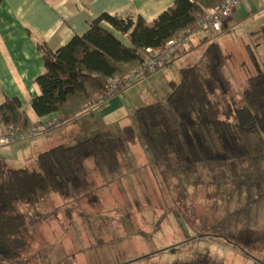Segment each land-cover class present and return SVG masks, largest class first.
Segmentation results:
<instances>
[{"label": "rangeland", "instance_id": "rangeland-1", "mask_svg": "<svg viewBox=\"0 0 264 264\" xmlns=\"http://www.w3.org/2000/svg\"><path fill=\"white\" fill-rule=\"evenodd\" d=\"M260 35L262 30L245 36L241 28L213 39L229 54L222 66L229 91L216 93L222 119L236 121L228 105L243 106L246 81L259 72L254 58L264 56ZM204 51L199 47L183 58L176 53L169 78L179 80L182 66L204 68ZM167 88H159L162 99ZM88 118L26 136L14 150L4 148L12 155L8 166L38 169L40 153L88 135V129L80 131L91 125ZM126 123L135 128V116ZM243 140L237 155L197 159L189 167L169 156L159 166L136 134L118 152V173L107 172L94 155L87 160L91 180L74 199L50 191L38 203L19 204L23 221L9 225V246L27 264H264V137L247 133ZM219 151L214 138L210 153Z\"/></svg>", "mask_w": 264, "mask_h": 264}, {"label": "trees", "instance_id": "trees-1", "mask_svg": "<svg viewBox=\"0 0 264 264\" xmlns=\"http://www.w3.org/2000/svg\"><path fill=\"white\" fill-rule=\"evenodd\" d=\"M221 2L175 0L151 24L138 14L101 13L85 33L73 36L54 51L45 43L38 44L45 70L36 77L40 93L30 105L38 118L45 119L43 130L69 122L91 106L101 104L106 100L108 80L127 76L138 67L147 48L163 49L170 40L181 41L180 34L195 31L205 11ZM261 36L264 37V28ZM203 56L204 68H180L179 80L171 82L167 97L136 110V127L124 126L122 135L98 131L71 145L49 148L37 156L36 170L11 168L0 157V264H27L9 246V225L17 228L23 221L17 211L19 204L38 203L50 191L61 198L74 199L85 189L89 177L86 161L94 155L107 172L118 173V152L124 151L136 134L159 166L173 156L187 167L197 159L237 155L247 133L264 137V71L247 79L243 106L228 105L236 119L230 122L219 117L216 105L217 90L229 91V82L222 73L229 54L211 41ZM0 123L25 137L38 132L35 129L40 124L31 122L20 101L13 97H5L0 103ZM214 138L220 151L210 153ZM93 199L95 195L90 200Z\"/></svg>", "mask_w": 264, "mask_h": 264}, {"label": "crops", "instance_id": "crops-1", "mask_svg": "<svg viewBox=\"0 0 264 264\" xmlns=\"http://www.w3.org/2000/svg\"><path fill=\"white\" fill-rule=\"evenodd\" d=\"M174 1L2 0L0 5V103L5 97L17 98L30 121L40 123L36 127L38 132L35 134L52 130H43L45 119L38 118L30 105L32 98L40 93L35 81L36 77L45 70L38 44L45 43L49 49L54 51L69 42L73 36L85 33L89 29V23L101 13L115 16L138 14L146 23L151 24L160 13L172 7ZM241 28L244 30V35L248 37L264 28V0H240L229 17L223 21L222 31L218 34L204 29L199 31L196 29L193 32L188 30L189 32L182 38L181 43L179 41L173 47L170 61L161 70L146 79L125 86L101 104L91 106L73 120L56 127L70 126L90 114L91 118L88 120L91 121V125L80 126V131L85 128L89 133L85 131L88 135L82 136L81 139L98 131H114L112 130L114 126L122 131V128L127 125V119L134 120L136 110L151 103L161 102L167 97L171 82L178 81L169 78V72L173 68L170 65L179 60L174 59L176 53L180 54L179 58L187 57L197 48L206 47L211 41L217 40L218 42L219 38L215 41L213 39L223 31L234 32ZM197 32L200 35L198 38L195 35ZM194 38L200 42L197 46H193ZM184 43L187 44L183 45ZM183 47H188L189 50L185 51ZM254 63L258 71H264V56L254 58ZM138 82L142 83L137 84ZM160 86L164 89L169 87L163 99L159 96ZM128 103L131 104L129 108ZM113 134L120 135L118 132H113ZM7 143L0 144V157L5 161L12 158V155L10 150L7 154L8 150L4 148L14 150L19 145L17 141ZM89 179L91 180L90 176Z\"/></svg>", "mask_w": 264, "mask_h": 264}, {"label": "built area", "instance_id": "built-area-1", "mask_svg": "<svg viewBox=\"0 0 264 264\" xmlns=\"http://www.w3.org/2000/svg\"><path fill=\"white\" fill-rule=\"evenodd\" d=\"M239 1L240 0H222L217 7L207 9L199 19L197 29L209 30L213 34L220 33L222 31L223 21L229 17ZM188 32L189 31L186 30L180 34L179 39L184 38ZM176 43V40H170L163 49L147 48L145 50L144 59L138 67L132 69L127 76L108 80L105 90L106 99L120 92L125 86L146 79L150 75L161 70L170 61L173 52L172 49ZM35 131L37 130L35 129ZM24 138L25 136L23 134L16 133L0 123V144L23 140Z\"/></svg>", "mask_w": 264, "mask_h": 264}]
</instances>
